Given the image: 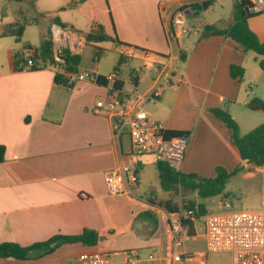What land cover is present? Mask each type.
<instances>
[{"label": "crops", "instance_id": "0c3cea01", "mask_svg": "<svg viewBox=\"0 0 264 264\" xmlns=\"http://www.w3.org/2000/svg\"><path fill=\"white\" fill-rule=\"evenodd\" d=\"M164 1L190 4L191 9L212 2L198 15L190 14L192 19L207 15L191 22L200 26V35L173 42L159 10ZM237 1L22 0L19 13L28 14L24 24L1 19L0 145L6 152L0 163V244L29 247L56 235L76 236L86 230L97 232L99 240L95 246L64 244L26 260L0 257V264H69L85 252L127 249L140 250L146 264H165L168 224L156 203L181 205L182 200L175 190L161 187L159 162L144 157L135 164L129 136L123 133L116 138L111 119L96 103L109 95L135 98L149 93L162 57L183 53L186 60L176 64L172 85L144 109L169 132L188 137L178 171L214 178L217 167L228 172L243 169L248 164L212 110L228 111L241 135L264 123V110L256 116L243 111L249 109V100L243 96L246 82H257L258 95L264 100L262 57L229 37L203 36L206 26L221 30L234 24L232 8ZM215 4L222 5V11L210 14ZM248 25L264 43V12L249 17ZM19 26L24 32L17 39ZM87 34L104 40L88 42ZM46 39L52 41L53 51L79 56L78 71L96 73L101 83L84 80L69 88L55 82L59 72L50 66L18 70V64L27 60L25 51L35 52ZM139 50L151 53L148 63L131 57ZM232 65L244 69L242 81L230 75ZM115 69L120 72L117 88L104 79ZM122 164L127 171L139 170L133 194L108 191L106 175ZM151 254L160 259L148 262Z\"/></svg>", "mask_w": 264, "mask_h": 264}, {"label": "built area", "instance_id": "2783aa9c", "mask_svg": "<svg viewBox=\"0 0 264 264\" xmlns=\"http://www.w3.org/2000/svg\"><path fill=\"white\" fill-rule=\"evenodd\" d=\"M255 13L264 12V0H245ZM190 4H171L161 2L160 14L169 36L173 42L179 39L200 35V26H193L187 12L191 10ZM97 28V26H95ZM98 29V28H97ZM54 33V29H52ZM34 51L29 50L27 60L20 62L18 70L32 69L35 66ZM151 53L145 50L135 51L131 57L142 58L149 62ZM180 54L170 53L162 57L158 66V75L152 89L147 94L135 98L109 95L96 103L97 109L103 111L112 121L116 138L125 133L131 143V157L135 164L144 157H151L153 161L165 163L173 169H178L184 161L188 145V137L179 135L167 138L166 125L154 119L144 109L148 101L158 100L164 88L172 85L173 72L179 62ZM152 62V61H151ZM65 66L64 52L57 49L53 54L50 67L58 72H63ZM67 86L73 87L79 81L88 80L97 83L100 79L94 72L87 70L78 71L76 74H65ZM120 72L113 70L106 75V82L116 85ZM122 164L106 177V185L111 194H133L134 187L139 181L137 168L127 171ZM151 199V198H150ZM156 205L164 211L169 235V251L164 257L165 264H206L208 252H228L232 256V264H264V196L260 206L255 210L239 212L208 213L201 223L200 235H197L195 223L198 209L183 210L180 212L169 211L161 202ZM189 219L194 224L195 233L190 235L185 228L184 221ZM205 239L207 252L191 254L184 251L187 241L197 238ZM160 258L156 254L149 255L147 261L154 262ZM69 264H146L138 249L119 251H91L85 252L74 258Z\"/></svg>", "mask_w": 264, "mask_h": 264}, {"label": "trees", "instance_id": "16d2710c", "mask_svg": "<svg viewBox=\"0 0 264 264\" xmlns=\"http://www.w3.org/2000/svg\"><path fill=\"white\" fill-rule=\"evenodd\" d=\"M14 2H21L22 0H9ZM214 2V1H213ZM212 2L204 3L202 8L208 9ZM240 8L235 14V22L226 29H218L214 26H206L204 31V38L212 35H221L229 37L242 45L247 51H252L262 59L259 61L260 68L264 70V43H262L257 35L250 29L248 19L255 12L251 10V6L245 0L237 1ZM24 32V27L19 26L17 29V39L21 38ZM88 42H100L104 38L102 36L86 35ZM53 43L51 40L46 39L42 42L40 48L34 53L35 66L32 70L43 69L52 64L53 61ZM99 55V51L98 54ZM65 66L63 72L55 75V82L67 86V78L65 74H76L78 72V65L80 63L79 56H74L70 52H64ZM44 66H40V61ZM186 56L180 53L179 62H184ZM244 69L241 66L232 65L230 67V75L234 79L242 81L244 78ZM101 83V80L97 82ZM68 87V86H67ZM116 84V88H117ZM71 88V87H69ZM247 106L254 111L264 110V100L260 98L252 99ZM212 113L215 117L221 120L230 131L232 144L238 149L242 160L246 161L248 165L264 166V123L247 133L241 135L240 127L232 115L224 109H213ZM179 135H186L182 132H167L166 137L172 138ZM5 147L0 145V163L5 160ZM242 168L239 167L234 172H228L223 167H217L216 176L214 178H204L196 174H184L176 169L171 168L165 163H159L160 182L161 187L165 191L178 192L179 188L186 191H191L197 196L199 200H206L223 194L227 183L231 177L235 175ZM228 196V195H227ZM226 196V197H227ZM169 211L180 212L189 209H198L197 217L201 218L208 214L206 205L202 202L195 200L188 201L187 204L179 205L172 201L161 202ZM185 228L190 235H194V224L189 220L184 221ZM99 240L98 233L95 231L86 230L80 235L64 236L56 235L45 242H40L29 247H22L15 243H2L0 244V257L1 258H15L18 260H26L35 257H42L47 255L64 244L82 243L87 246L97 245Z\"/></svg>", "mask_w": 264, "mask_h": 264}, {"label": "rangeland", "instance_id": "374dc122", "mask_svg": "<svg viewBox=\"0 0 264 264\" xmlns=\"http://www.w3.org/2000/svg\"><path fill=\"white\" fill-rule=\"evenodd\" d=\"M6 4H8V6ZM19 7L20 4L18 2L0 0V21L1 19H4V21L9 22L17 19L18 23L20 22L24 24L28 19V14H26L25 16L20 15ZM240 8L241 7L237 5V2H234V7L232 8V10L235 14L240 10ZM213 10L214 11H210V14L220 13L222 11V5L215 4ZM200 18L204 20L205 18H207V15H199L198 17L190 20V22H196V19ZM28 51H25V57L27 56ZM1 58H4L2 53H0V60ZM252 75L254 76V74ZM130 86L132 87V85ZM131 87H129V89H131ZM245 88L246 89H244L243 91V96L247 98L249 102L254 98H260V96L258 95L257 82H246ZM255 93H257V96L255 95ZM240 102L242 103V100ZM243 111L252 114L253 116L259 115L257 111L251 110L250 108L243 109ZM261 119H264V117L262 116ZM261 121L262 120L260 119L257 120L254 124L249 126V129H252ZM175 195L182 200L181 205L187 204L188 201L193 200L204 203L206 205L208 213L215 214L255 210L259 208L261 199L264 196V166L258 167L253 165H245L243 169H241L231 177L230 181L226 185L223 194L210 199L199 200L194 193H192L191 191H186L183 188H180L178 192L175 193ZM203 220L204 217H201L195 223L197 235L201 234L200 227ZM185 248L186 251L190 252L191 254H194L195 252H207L205 239L199 236L187 241L185 244ZM206 264H232V256L228 252H208Z\"/></svg>", "mask_w": 264, "mask_h": 264}, {"label": "water", "instance_id": "95a60500", "mask_svg": "<svg viewBox=\"0 0 264 264\" xmlns=\"http://www.w3.org/2000/svg\"><path fill=\"white\" fill-rule=\"evenodd\" d=\"M201 9H202L201 6L193 7L191 10H189V11L187 12L188 18H189V19H192L193 16L190 15V14L192 13V11H196V12H195V16H196V15L199 14V12H200ZM204 9H205V8H204Z\"/></svg>", "mask_w": 264, "mask_h": 264}]
</instances>
